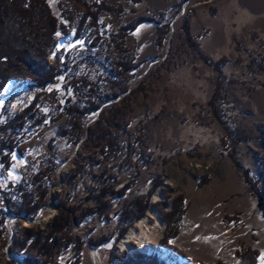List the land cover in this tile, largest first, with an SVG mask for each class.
Masks as SVG:
<instances>
[{"label": "rangeland", "instance_id": "rangeland-1", "mask_svg": "<svg viewBox=\"0 0 264 264\" xmlns=\"http://www.w3.org/2000/svg\"><path fill=\"white\" fill-rule=\"evenodd\" d=\"M83 1L92 11L97 4L107 8L100 12L99 28L88 19L77 37L86 8L76 0H48L58 21L71 28L60 37L57 50L70 53L69 74L85 75L107 94L120 64L131 61L135 66L127 78L130 93L102 105L108 119L103 127L121 151L116 157L102 153L105 142L89 138L99 114L79 122L83 132L76 141L58 135L62 127L72 128L67 115L49 127L29 126L31 134L19 145L12 166H0V264L37 257L31 244H20L26 230L41 233L42 246L48 226L64 208L75 210L78 218L97 207L95 199L108 186L117 195L129 189L112 202L115 209L108 215L91 216L79 225L73 221L64 235L80 241L82 249L73 245L55 255V263L65 264L76 254L81 264H122L127 256L154 255L119 246L152 206L165 221L160 240L165 254H157L165 264H241L244 251L257 253L256 264H264V15L253 14L241 0ZM204 10L219 15L203 19L214 30L212 38L220 36L207 55L201 43L209 29L198 33L193 24ZM138 21L143 23L135 32L119 37L124 27ZM164 25L170 34L157 48V31ZM62 39L67 42L59 46ZM10 84L23 88L0 104L2 122L28 107L38 93L27 92V82L8 83L2 93ZM217 90L222 98L215 115L209 103ZM68 98L77 100L73 93ZM42 101L44 112L56 115L51 97ZM41 175L47 197L26 216L42 200L41 184L35 182ZM159 190L162 197L154 202ZM139 199L147 206L142 215L133 205ZM180 199L186 212L172 236L167 216ZM47 207L55 213L42 226L36 221ZM128 214L134 215L128 219ZM13 222L15 232L10 230ZM108 241L111 249L103 247Z\"/></svg>", "mask_w": 264, "mask_h": 264}, {"label": "trees", "instance_id": "trees-1", "mask_svg": "<svg viewBox=\"0 0 264 264\" xmlns=\"http://www.w3.org/2000/svg\"><path fill=\"white\" fill-rule=\"evenodd\" d=\"M86 8V13L80 19V24L77 27L76 35L81 36L82 27L85 22L90 19L92 26L99 28V15L102 10H106V6L97 4V11L91 10V5L83 0H76ZM48 0H0V95L8 83L15 85L22 82L29 84V93L37 90L32 103L21 112H17L15 116L9 120L0 121V166L9 169L12 166L14 154H19V145L27 139L32 127L33 130L37 127H49L65 115L69 117V123L72 128H61L58 135L62 138H68L69 141L81 140L82 127L79 122L87 120L92 115L99 114L100 119L90 126L89 138L93 137L105 144L102 146V153H110L113 157L117 156L121 151V147L116 141L115 136L107 132L104 124L108 121L106 114L103 113V103L110 102L122 95L124 98L130 92L127 86V78L129 73L135 69L131 61H123L120 64V69L116 72L118 79L110 80L112 91L111 94L103 92L102 86L89 80L85 75H72L68 73L69 69V52L66 49L57 50V45L60 37H66L70 34L71 28L62 25L53 14ZM74 20L71 21L73 23ZM148 22V21H147ZM143 21H138L135 25H129L123 28L124 33L119 35L121 39L125 38L127 33H133L138 25ZM170 34L168 25L160 27L157 31V48L163 47ZM123 42V41H122ZM119 47V45H118ZM120 48V47H119ZM54 58V63L50 58ZM208 61V60H205ZM73 93L77 96L68 98V95ZM51 97L53 105L56 108V115H50L44 112L43 99ZM222 98L221 93L217 90L210 101L209 105L215 115L218 112L217 104ZM11 101V100H9ZM10 102L6 105L8 108ZM100 143V144H101ZM144 145V142H142ZM226 149L229 150V141L224 140ZM262 174L264 175V160L260 161ZM44 176V175H43ZM42 177L38 176L36 183H40L41 201L33 207L26 210V216H30L37 211L42 202L47 197V183L40 182ZM117 195L113 187H104L101 190V195L95 199L97 207L84 211L78 218L75 216V210H66L64 208L60 216H56L50 223L48 229L42 237L44 243L38 246V237L41 233L34 230H26L25 238L20 242L30 245L36 249L37 257L32 256L24 259L23 264H60L54 262L55 255L61 256L64 250L69 249L74 245L76 251H81V242L68 240L64 234L68 232V228L75 221L78 225L85 222L94 215H108L114 210L113 201L122 197L129 187L124 188ZM108 196H113L109 201H104ZM147 197H145L146 201ZM140 199L134 202L142 215L147 206ZM183 199L177 201L175 211L167 216L170 224V232L172 236H176L179 231L180 222L185 215ZM134 214H128L127 218L131 219ZM126 231V230H125ZM24 247V246H23ZM55 247L57 248L55 250ZM244 256L240 255L241 264H256L255 252L244 251ZM81 255L76 254L73 259H70L65 264H81ZM122 264H165L159 255L135 254L134 257H126Z\"/></svg>", "mask_w": 264, "mask_h": 264}, {"label": "bare ground", "instance_id": "bare-ground-1", "mask_svg": "<svg viewBox=\"0 0 264 264\" xmlns=\"http://www.w3.org/2000/svg\"><path fill=\"white\" fill-rule=\"evenodd\" d=\"M74 35V34H73ZM73 35L69 38L71 39ZM67 42V39H62L59 46H63ZM23 86H14L10 84L4 93L0 97V104L5 101L6 98L21 90ZM67 170V169H66ZM170 184V182L168 183ZM162 197L161 190L154 197V202ZM55 210L51 207L44 208L41 210L40 215L36 222H39L42 226H45L49 219L53 217ZM30 222V221H28ZM165 221L163 220L161 214L154 207H150L146 216L141 220L137 221L123 237L119 246L121 250L129 249L134 251L135 249L142 251L144 253H153L155 251H162L160 246V240L164 235ZM18 227L15 222L10 224V230L15 232ZM132 243L136 244V248L133 247ZM189 264H193L190 263Z\"/></svg>", "mask_w": 264, "mask_h": 264}, {"label": "crops", "instance_id": "crops-1", "mask_svg": "<svg viewBox=\"0 0 264 264\" xmlns=\"http://www.w3.org/2000/svg\"><path fill=\"white\" fill-rule=\"evenodd\" d=\"M241 2L244 3L245 6H247L248 10L253 12V14L264 15V10H263L264 6L262 4H260L263 1L260 2L259 0H241ZM203 12H204L203 16L196 17V20L193 21V24H194V30L198 31V33H199V31H201L203 29H209V32L205 33L206 35L202 37L203 38L202 39L203 42L201 43V47L205 51V53L207 55V54H209V51L211 52L214 48L217 47V41H218L217 40V35H218V37H220V36H219V34H216V36H214L212 38V36L214 35V30H213V28L208 27V25H206V23H205V21L203 19L206 18V17L217 18L219 15H217V14L214 15V14L208 13V12L206 13L205 10ZM261 13H263V14H261ZM189 29L191 31V29H193V27L189 28ZM216 32H218V30Z\"/></svg>", "mask_w": 264, "mask_h": 264}, {"label": "water", "instance_id": "water-1", "mask_svg": "<svg viewBox=\"0 0 264 264\" xmlns=\"http://www.w3.org/2000/svg\"><path fill=\"white\" fill-rule=\"evenodd\" d=\"M171 39H172V34H171V37H170V40H169L168 48H170V44H171V41H172ZM151 65H152V64H151ZM147 69H149V68H147ZM27 105H28V104H26V106H24L23 108H26ZM34 222H35V221H34ZM111 246H112V244H111V242H109V241L103 244V247L106 248V249H111V248H112ZM164 252H165V251H164ZM164 252H163V251H155V252H153V253L157 255V254H165ZM167 253H168V252H167ZM169 255H170V254H169ZM165 256H166V255H165ZM187 260H188V259H187ZM187 260H186V261H187ZM187 264H189V262H187Z\"/></svg>", "mask_w": 264, "mask_h": 264}, {"label": "built area", "instance_id": "built-area-1", "mask_svg": "<svg viewBox=\"0 0 264 264\" xmlns=\"http://www.w3.org/2000/svg\"><path fill=\"white\" fill-rule=\"evenodd\" d=\"M187 5V2L185 3V6ZM185 9V7L183 8V10Z\"/></svg>", "mask_w": 264, "mask_h": 264}]
</instances>
